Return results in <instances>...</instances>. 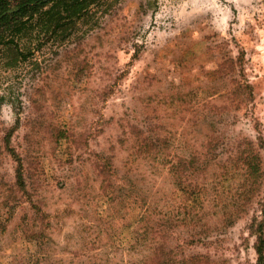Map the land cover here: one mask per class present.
<instances>
[{
    "label": "rangeland",
    "instance_id": "374dc122",
    "mask_svg": "<svg viewBox=\"0 0 264 264\" xmlns=\"http://www.w3.org/2000/svg\"><path fill=\"white\" fill-rule=\"evenodd\" d=\"M73 14L34 15L0 45V264H139L154 247L156 264H255L264 0H93ZM144 137L159 150L140 153Z\"/></svg>",
    "mask_w": 264,
    "mask_h": 264
},
{
    "label": "trees",
    "instance_id": "16d2710c",
    "mask_svg": "<svg viewBox=\"0 0 264 264\" xmlns=\"http://www.w3.org/2000/svg\"><path fill=\"white\" fill-rule=\"evenodd\" d=\"M92 1L93 0H0V45L1 43L15 42V37L21 34L20 32L27 26L28 20L34 17V15H37L47 23L51 22L54 25L62 24L61 22H64L63 20L69 17L71 13H74L73 15H79L83 9L92 3ZM139 140L140 142H138L136 146L139 147L140 153L151 152L153 148H156L155 152L159 150L156 144L152 145L151 141H148L146 137L140 138ZM156 140L160 141L158 138ZM258 146L264 150V143H261V141ZM241 153H246L243 159L246 181H251L259 172L257 155L253 154L256 152L252 149L251 151H241ZM11 154L17 162L15 174L16 182L20 187H23L20 157L16 153ZM135 160V154L131 153L129 155V163L132 164ZM164 165L168 173L180 175L183 173L184 160H179L176 171L172 170L173 165L170 159L165 160ZM187 186L188 185H182L179 188L181 191H179L177 196H180L182 202L184 201L189 207H195L193 204L202 201L201 196L203 191L198 189L188 193ZM259 206L257 211L258 214L250 218L248 230L254 237L253 249L255 252V264H264V200ZM239 207L232 206V208L229 209L226 207L224 211V220H228L231 224L234 219L239 216V213H236ZM155 250L156 248L154 247L139 264H156L157 255ZM167 261L168 258L163 259L164 263Z\"/></svg>",
    "mask_w": 264,
    "mask_h": 264
}]
</instances>
